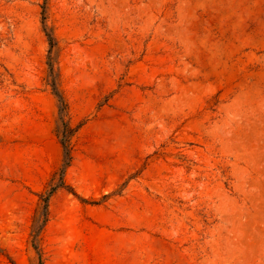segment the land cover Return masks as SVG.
Returning a JSON list of instances; mask_svg holds the SVG:
<instances>
[{
	"label": "rangeland",
	"instance_id": "rangeland-1",
	"mask_svg": "<svg viewBox=\"0 0 264 264\" xmlns=\"http://www.w3.org/2000/svg\"><path fill=\"white\" fill-rule=\"evenodd\" d=\"M0 264H264V0H0Z\"/></svg>",
	"mask_w": 264,
	"mask_h": 264
},
{
	"label": "trees",
	"instance_id": "trees-1",
	"mask_svg": "<svg viewBox=\"0 0 264 264\" xmlns=\"http://www.w3.org/2000/svg\"><path fill=\"white\" fill-rule=\"evenodd\" d=\"M49 40L50 45H52V37L49 34H46ZM50 71L52 72V66L50 65ZM52 90L53 94L56 96L59 104L61 105L62 108H64V99L60 92L57 90L55 84H52ZM74 132V129L70 128L66 123H64L62 132H61V140L60 144L63 149V154H64V163L63 166L60 170L59 174V183L56 184L55 186L51 187L50 190L45 194L44 196H40V200L42 202L41 205V210L37 213L36 217H34L33 225H32V232L36 236L38 232L43 228L47 221V215H48V203L50 197L54 194V192L60 188H65L67 187L65 185V182L63 180L64 176V170L65 168L69 165L70 160H71V155H70V147H69V139L72 136ZM71 189V188H69ZM72 191V190H69ZM74 194V192H72ZM76 195V194H74Z\"/></svg>",
	"mask_w": 264,
	"mask_h": 264
}]
</instances>
